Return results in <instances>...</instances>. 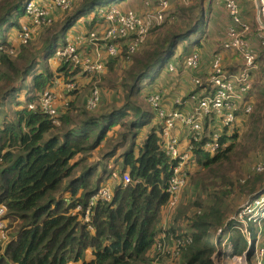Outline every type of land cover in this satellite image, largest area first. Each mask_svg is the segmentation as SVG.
<instances>
[{
  "label": "trees",
  "instance_id": "1",
  "mask_svg": "<svg viewBox=\"0 0 264 264\" xmlns=\"http://www.w3.org/2000/svg\"><path fill=\"white\" fill-rule=\"evenodd\" d=\"M26 1L0 0V26L10 24L13 15H24ZM115 1L117 5L107 6ZM133 4L138 5L139 0H75L71 10L62 12L61 19H56L41 32H45L47 40L39 57L45 60L56 49L64 47L67 44L66 30L78 18L99 8L137 7ZM67 13L70 14L64 16ZM173 14V22L151 29V38H147L132 55L127 54L121 40L112 41L118 45L119 54L106 64L112 74L116 67L120 68V61L124 63L120 86L113 85L108 78L103 79L107 82L103 86L95 85L94 80L97 79L91 80L80 89V93H72L74 101L68 105L58 125H53L47 115L26 109L15 111L14 121H2L0 208L3 212L0 221L4 225L0 229V264H151L153 247L160 232L161 212L169 199L166 188L174 162L163 150L162 140L157 134L160 130L158 124L152 125L143 139L139 136L141 141L137 143L139 130L152 120L153 112L146 99L161 89L169 88L173 81L167 72L169 64L175 65L179 71L178 64L182 59L201 50L207 42L208 21L204 17L202 0L176 9ZM15 26L20 31L21 25L15 23ZM254 28H257L255 23ZM254 31L250 32L254 34ZM1 43L4 47H12L6 41ZM261 45L259 41L257 51L253 49L259 70L249 94H264V47ZM221 49L220 46L214 53L219 54ZM35 57L26 46L15 59L0 52V103L13 96L17 83L18 90H21L30 77L32 82L23 93L24 101L31 102L44 92L51 74L40 61L42 72L31 75L33 70H37L34 69L38 64ZM65 67L71 68L69 63L64 64ZM233 68L237 66L229 69L232 71ZM75 74L76 71L72 75ZM97 86L99 93L104 87L120 90L121 105L106 106L108 108L101 109L99 113L87 111L84 103ZM165 98L173 102L174 90L170 89ZM243 100L252 108L251 113L245 116L250 146L264 153V97L259 105V98L250 100L246 96ZM14 102L18 107L17 99ZM173 107L179 108L177 104ZM81 110L87 113H82V120L76 119L77 112ZM240 114L242 112L237 111L236 116ZM116 126L125 130L119 144L102 155L100 163L96 161L86 165L83 161L91 152L114 138L117 133L112 130ZM229 130L223 129L221 143H225ZM232 130L231 136L234 134L236 139L239 129ZM110 131L112 135L108 136ZM122 144L126 149L122 148L124 151L119 156L121 172H118L117 184L112 189L113 196L109 202H97L85 222L84 214L90 199L112 177L105 158L112 156ZM201 144H195L193 153L196 164L206 168L234 149L233 143L224 153L209 156L200 150ZM124 172L131 178L127 185L120 180ZM253 175L256 183H263L264 172L251 174L249 178ZM250 191L254 195L259 190L252 187ZM77 207L80 210L75 212ZM210 208L203 214L194 213L187 223L191 242L180 251L175 264H215L211 230L222 228L228 232L233 255L241 256L246 252L248 261L254 264L253 245L257 231L249 227L252 242L248 249L244 236L238 230H232V224L225 222L222 213Z\"/></svg>",
  "mask_w": 264,
  "mask_h": 264
},
{
  "label": "built area",
  "instance_id": "2",
  "mask_svg": "<svg viewBox=\"0 0 264 264\" xmlns=\"http://www.w3.org/2000/svg\"><path fill=\"white\" fill-rule=\"evenodd\" d=\"M172 0H152L146 1L143 8L146 9L142 14H138L132 10L122 11L117 7L99 8L94 13L96 16L95 23L102 26L100 30H91L88 34V42L95 47L100 45L106 46L108 57H117L119 48L117 44H113L114 40H121L128 55L134 54L138 48L146 41L151 29L161 26L163 23L173 20L169 14V8ZM187 3L188 0H180ZM221 3L226 12L230 26L225 32V41L221 44L223 51L232 52L240 58V67L235 73H229L225 70L222 63V54L212 53L210 71L205 78L193 77L190 93L183 99L175 101L179 107H186L189 111L183 113L177 110H165L163 107V99L161 92L151 94L147 97L148 107L154 112L156 119L162 123L161 137L164 143V152L171 161L174 162L172 167V175L169 179L166 193L169 196L168 202L164 206L166 212L163 222L160 226V232L155 240L153 252L158 255L171 253L178 258L180 251L185 245L191 242L189 230L183 231L181 239H174L173 250L169 251L164 244L170 241L169 223L167 222L168 213L176 202L178 196L187 184V179L191 175V168L196 164L195 155L193 153L195 144L202 143L200 150L209 156L216 155L225 151L228 146L221 143L223 129H234L236 125L237 111L241 110L244 115L251 112V104L244 101L252 88L251 73L258 69L256 64L257 55L250 48L249 25L242 18L239 10L238 0H215ZM260 4L258 6L256 24L259 32L264 30V0H256ZM154 5L153 11L150 9ZM73 7L72 0H28L24 3V15L29 19V24L18 34L20 45H29L35 42L39 32L49 27L54 22L55 11H69ZM248 35L247 39L246 36ZM258 40L264 46V37L259 36ZM6 49L10 50V54H19L14 47H0V52L9 55ZM10 56V55H9ZM14 57V56H11ZM14 57V58H15ZM54 57L60 62L69 63L74 70L79 69L81 73L96 77L105 71V63L103 61L92 62L88 58L79 56L74 45L67 44L58 48L54 52ZM201 63V56L198 52H192L184 58V67L187 70H196ZM168 72H174L175 66L169 65ZM264 84V79H263ZM199 91H196L197 89ZM54 99L52 93L44 91L38 95L34 103L28 104L26 110L39 111L49 117L53 125H58L62 113L54 107ZM100 100L99 91L95 88L88 95L84 107L87 111H94ZM212 117L218 119V128H214L210 133L205 131L204 123ZM176 123L183 125L189 133V148L180 152L177 149V140L170 136L171 129ZM264 168L258 165L255 172H262ZM121 183L127 185L131 183V178L127 172L121 174ZM113 196V190L105 185L90 199L86 212L84 214L85 222L91 209L97 202H109ZM80 207L75 209L79 211ZM3 209L0 208V215ZM197 214H200L197 212ZM264 222V181L258 192L249 198V201L241 207V210L229 218L228 222L232 224V230L236 229L246 239L248 249L252 242V236L249 227L253 224L259 225ZM0 221V229L3 228ZM250 225V226H248ZM258 230L261 229L258 227ZM245 232V233H243ZM228 232L223 228L216 231V235L224 239L223 247L226 248V259L245 260L246 252L241 256L233 255L230 243L228 242ZM259 234V235H258ZM260 239L259 245L256 247L254 255V264H264V235L256 232L255 238ZM257 238L255 239V241Z\"/></svg>",
  "mask_w": 264,
  "mask_h": 264
},
{
  "label": "rangeland",
  "instance_id": "3",
  "mask_svg": "<svg viewBox=\"0 0 264 264\" xmlns=\"http://www.w3.org/2000/svg\"><path fill=\"white\" fill-rule=\"evenodd\" d=\"M198 1H200V0H188L187 3H183L180 0H172L168 12H169V14H171L170 16H172L173 20H174V16H173L174 14L173 13L176 11V9H180L182 7H189V6L193 5V3H196ZM206 2L207 1L202 0V6H203V3L205 6ZM238 2H239V10H240V0H238ZM117 3L118 2L115 1V2H112L110 4H107V6L117 5ZM247 3H250V2H243V4L241 6H242L243 15H246V17H252V19L254 18L253 21H247L246 20V22L249 25L250 31H252L253 29H255L254 28V21L256 19L255 18V12L254 11L250 12V7H252L251 4H249L250 7H247V8L245 6H243ZM218 6H221V4H219ZM122 7H126V6H122ZM222 8H223V6H222ZM23 9H24V6H23ZM223 10H224V8H223ZM251 10H253V7ZM62 12H66V11H60V13H62ZM240 13H241V10H240ZM68 14H70V13L64 14V16H67ZM224 17H225V20L227 18V22H228V24L226 25V28H229L230 20H229L225 11H224ZM22 19H23V13H21V14L19 13L18 15H13L11 17L9 23L12 25L7 24V25L0 26V47L3 46L1 42L8 41L10 39V37L12 36V34L15 35L16 32H18V34H19L20 31H16L17 29L15 26V23H17V25H20V20H22ZM244 19H247V18H244ZM173 20L166 22V23H171V22H173ZM206 21H208L209 26H210L208 28V30L206 31L207 32L206 39L209 40L210 42H212L213 45L218 44V45H216L215 48H213L214 51H217L218 48H220L219 44L221 43V40L223 37L222 33L225 30V24H223V22L221 23L220 20L218 18H216L215 14H213V17L208 15V19ZM22 24H23V22H22ZM77 25H78V23L77 24L74 23L73 25L69 26V28L66 30V36L74 34L77 37H79V35H81V30H78L76 28ZM26 26L27 25H25V27ZM81 29H82V27H81ZM84 31H85V29L83 30V32ZM256 32L257 31H254V34H256ZM44 34H45V32L40 34V37L38 38V40L31 43V45H32L31 47H29V45H27V46L22 45V46H26V47L30 48V53L32 52L37 57L38 63L40 61L39 55H42V49L45 48V40H47V36H44ZM19 37H17V38L20 39ZM247 37H248V35L246 36V39H247ZM149 38H151V35L148 37V39ZM212 38L214 40H212ZM215 40H216V42H215ZM60 42L61 41L58 40V43H60ZM202 42L204 43V39H202ZM248 42H249V40H248ZM22 48H19V50H21ZM205 51H208L207 44H205ZM6 52L10 56L15 57V54H10L9 49H6ZM197 52L200 54V56L203 55L205 62L208 63V60H210L211 55H212V53H211L212 49L210 50V52H202V49L200 51H197ZM223 52L224 51H222V49H221L220 53L223 54ZM235 56L237 58H239L237 54H235ZM14 57H11V59H15ZM42 63H43V59H41V64ZM239 63H241L240 58H239ZM207 66H208V64H207ZM119 67L120 68L116 67L114 73H112V74H110L107 71L102 76L93 77L92 80L97 79V80H94L95 85L101 84V86H103V83L107 84V82H103V79H105V78H108L113 85H116V86L119 85L120 80L122 78V74L124 72L123 71L124 63L120 62ZM238 68H239V66H238ZM37 72H38V69L33 70L31 75H33L34 73H37ZM205 75L206 74H195L193 76L204 78ZM30 85H31L30 83L25 82L21 90H16L13 93L12 97H10V98H8V99H6L0 103V129L2 128V123H3L2 121H5V120L14 121V119H15L14 108L16 106L15 102H14L15 99H17L19 108L24 107L25 104H24L23 92H25L27 90V88L30 87ZM183 86L186 89L185 84ZM96 89L98 90V86L96 87ZM99 94H100L99 103L96 106L95 110L92 111L91 113H96V112L99 113L101 111V109L108 108L106 106L119 107L121 105L122 96H121L120 90H118V89L113 90V88L104 87L103 91L100 92ZM251 96H252V98H259L260 99V100H258V105H259L260 101L263 100L264 94L260 95V92L259 93L255 92V94H253ZM82 113H87V112H84L83 110L78 111L77 115H76V113L74 114L77 116L76 119L79 118L80 120H82L84 118ZM263 114H264V111H263ZM247 115H245V116H247ZM245 116L244 115L240 116L241 122H246ZM240 124H242V123H240ZM235 126H237V125H235ZM240 127L244 128V129L238 132L237 138L236 139L233 138L234 134L230 138L231 142L229 143V146L234 143V149L232 151H229L228 153H226L224 155V157L220 158L219 162H217L213 166H210L209 168H206V167H203L201 165L196 164L195 170L191 173V175L187 179V184H186L185 188L183 189V191L178 196L176 202L174 203V205L172 206V208L170 210H168V208H167V213H168L167 222L169 223V232L171 235L169 236L170 241L166 242L164 244V246L169 251L173 250L174 239H181L182 238L181 237L182 232L183 231L188 232L187 223H189V221H190L191 217L194 215V213L199 212L200 214L201 213L203 214L207 211L208 208L211 207L210 209H212L213 211H215L219 214L222 213L223 217L225 218V222H228L229 218L234 216L236 214V212L240 211L241 207L249 201V198L253 195L251 193L250 189L252 187H254L256 190H260L262 183L261 184L256 183L255 176L253 175L254 177L251 176L249 178V175L257 173V172H255V168L258 165H260L261 167L264 168V153L260 149L255 150V148L253 146L252 147L250 146L251 141L248 137L249 131L246 129L247 127L243 124L241 126H239V128ZM113 131H115L117 133L114 136V138L109 139L106 142H103L101 147H99L94 152H91V155L89 157H86L85 160L83 161V162H86L85 163L86 165H92L96 161H99V163H100L101 162V156L104 155L105 153L111 151L112 148L114 147V145L119 144V141L121 140V134L124 133L125 130H122V129L117 130V127H115L113 129ZM109 135H112V131L108 133V136ZM118 147L120 148L119 149L120 151L118 150L117 153L115 151L116 155L123 153V151L126 149L123 144L119 145ZM260 147L261 146H259L258 148H260ZM77 158H76V160H78ZM114 160L115 159H113L110 162V160H107L105 158V161L107 162L108 170H111L113 173V177H111L108 180L111 182V184L114 183V176L116 175V177L118 178V175H119L118 172H121V168H120L119 163L117 161H114ZM262 172H264V171H262ZM262 172H258V173H262ZM247 178H249L248 179L249 181L247 180ZM223 186H226V187L223 188ZM227 186H230V187H227ZM165 214H166V212L163 209L161 212V216H160V222L158 224L159 230H160V226L163 222ZM248 226H250V225H248ZM252 227L257 232H260V235H264V222L263 221L259 225L253 224ZM258 227L261 229V231L258 230ZM243 233H245V232H243ZM256 238H257V240L254 242V245H253V251L254 252H255L256 247L260 243V239L258 237H256ZM211 242L215 248V252H214V255L212 257L213 262L215 264H250L246 255H245V260H241V261L232 260L231 258L226 259V257L224 256V252H225L226 248L222 246L225 241H224V239H222L216 235V231H214V229L211 230ZM173 256L174 255L171 253H169V254L165 253L163 255H158V256L154 253L153 260H152L151 264H175V262L178 258L173 257Z\"/></svg>",
  "mask_w": 264,
  "mask_h": 264
},
{
  "label": "crops",
  "instance_id": "4",
  "mask_svg": "<svg viewBox=\"0 0 264 264\" xmlns=\"http://www.w3.org/2000/svg\"><path fill=\"white\" fill-rule=\"evenodd\" d=\"M72 1H73V4H74L75 0H72ZM146 1L149 2V1H152V0H139V4L138 5L133 4V5L137 6V7H134V6L121 7L122 5L119 6V7L117 6V7L119 9H121L122 11L129 10L130 8H132V11H134V12H136L138 14H142L143 12L146 11V9L143 8V5H144V3ZM205 1H207L205 6H204V3H203L205 20L208 19V15L213 17V14H215L216 18H218L221 23L223 22V24H225V30L222 33L223 37H222L221 43L219 44L221 46V44L225 41V32L227 30L226 25L228 24L227 18L225 20L224 10L222 8V5L218 6L221 3H216L215 0H205ZM243 2H250V3H247V4L243 5L246 8L250 7L249 4L252 5L253 10H251L252 7H250V12H253V11L255 12V18L256 19H255L254 23L256 24V20H257V5L260 6V4L256 0H240V10H241V13H242L241 15H242L243 19L247 18V19H244V20H247V21H253L254 18L252 19V17H246V15H243L242 6H241L243 4ZM153 8H154V5H151L150 9H152V11H153ZM61 16H62V14L60 13L59 10L55 11V13H54V21L56 19H61ZM95 21H96V16L94 17V13H91V14L86 15L84 17H80L74 23H76V24L78 23L76 28L78 30H81V35H79V37H77L74 34L67 35V36L65 34V36H66L67 44L75 45L79 56H81L82 58H88L92 62L103 61L105 63V66H106L105 67V71L102 72L101 74H99L98 75V77H99V76L104 75V73H106L108 71V67H107L106 63L111 57H108V55L106 53V46L105 45H100V46L95 47L93 45H90L89 42H88V34H89V32L91 30H94V29L100 30L102 28V26L97 25L95 23ZM22 22H23V24H22ZM28 24H29V19L27 17H25V15H23V19L20 20V25H21L20 31L25 28V25L28 26ZM87 26H89V28H87ZM81 27H82V29H81ZM209 27H210L209 23H207V30H208ZM258 28H259V26L257 28H255V30L257 31L256 34H253V33L250 32V35H249V38H248V40L250 42L249 43L250 48L252 50L254 49L256 51H257L258 46H259V41H258L257 38L259 36H264V33L263 32H259ZM84 29H85V31L83 32ZM41 32H39V34L37 35L35 41L38 40V38L40 37ZM17 37H18V32H16L15 35L12 34L10 39L8 41H6V42L9 43L10 46H12L15 49H17L19 51V53H21V50H19V48H22L23 46L20 45L19 39ZM212 40H214V39L212 38ZM215 42H216V40H215ZM205 44H207V46H208V51H205ZM205 44L202 45L203 46L202 52H210V50L212 49L211 53H214L213 48H215L216 45H218V44H214L213 45V43L210 42L209 40H207V42ZM197 51H200V49L197 50ZM197 51H194V52H197ZM54 52L51 55L47 56L45 58V60L43 59V66L45 65V68L51 74V77H50V80H49V85L44 89V91L47 90V91H49L50 93H52L54 95V97H55V99H54V107L57 109V111H59L60 113L64 114L66 112L67 108H69L68 105L71 102L74 101V96L72 95V93L75 92V91L80 93V89L83 88L86 84H88L89 81L93 79V77H89V76L81 73V71L79 69L74 70L71 65H70L71 66L70 69H68L66 67L64 68V63L60 62L57 58L54 57ZM177 52H179V51H177ZM226 54L229 55V56H225ZM233 56H235V53L227 52V51H224L223 54H222L223 66H224L225 70L226 69L228 70L229 73H235L239 69L238 66L240 67L239 58H237L236 56L235 57H233ZM112 58H115V57H112ZM40 61H39V63H40ZM36 62H37V58H36ZM120 62H122V61H120ZM38 64H37V66H34V69H38V73H40V72H42V67L43 66L40 65V64L38 65ZM207 64H208V66H207ZM210 64H211V58H210V60H208V63H207V62H205V60L203 58V55H202L201 56L200 66L196 70H192V71L191 70L190 71L187 70L184 67V58L178 64V67H180V69H179L180 72L178 71V68L175 65H174L175 66V71L174 72L170 73L167 70V72L171 76L170 80H173V81H172V83H170L169 88H167L166 90L165 89H161L159 91L162 94L164 109L165 110H177V111H181L183 113L188 112L189 110L186 107L174 108L173 104H175L176 100L183 99L184 97H186L190 93L191 87H192L191 80L194 77L193 75L195 73L206 74L204 76V78L206 76H208V73L210 71ZM169 65H171V64H169ZM235 65L237 66V68L236 69L233 68L234 70L231 71L229 68L235 67ZM258 70H259V67H258V69L256 71L251 73L252 81H253V79L257 78ZM75 71H76V74L73 76L72 74H74ZM31 78L32 77L27 78L26 82L31 84V82H32ZM184 84H185L186 89L183 86ZM16 87H17V90H18L19 83H17ZM170 89L174 90V99H173V102H171V103H170V100L168 98L164 99V97L168 94ZM102 91H103V89H102ZM254 93L255 92H253L252 94H248L247 95V96H249L250 100L253 99L251 95H253ZM37 98H38V95H36L35 98L31 102H25L24 101L25 105H24L23 108H19V105H18V107L15 106L14 112L26 109L27 105L31 104V103H34ZM238 112H242V111L239 110ZM241 115H244V114L242 113V114L239 115V117H237V121H236L237 122L236 123L237 126H235L234 128L238 129L239 126H241L242 124L247 127L245 122H241V120H240V116ZM217 123H218V119L215 118V117H212L210 120H206L205 123H204L205 131L210 133V131H212L214 128H218V124ZM240 123H242V124H240ZM157 124L160 126V130L157 132V134L161 137L162 136L161 135L162 123L159 122L156 119V117L154 115V112H153L152 113L151 122L148 125L143 126L139 130L137 143H139L141 141V139L144 138V135L152 127V125H157ZM116 127H117V130H119V126H116ZM239 129H240L239 131H241L244 128L240 127ZM233 131L234 130H231V129L228 132L226 131L227 134H226L225 144L228 145L231 142V139H229L228 137L231 136ZM139 136L141 137V139H140ZM170 136L174 137L177 140V149L180 152H183L187 148H189V144H190V142H189V133H188V130L183 125H181L179 123H176L175 126L170 131ZM161 140H162V138H161ZM162 146H163V150H164L163 140H162ZM117 152H118V150L116 151V153ZM116 153L114 155L110 156L109 158H107V160H110V162H111L113 159H115L114 161H117L119 163V165H120L121 164V159L119 158V156H120L121 153L118 154V155H116ZM116 156H118V157L116 158ZM105 163L107 164L106 161H105ZM195 165L192 166L191 172H193L195 170ZM107 170H108V166H107ZM108 171H111V170H108ZM112 177H113V173H112ZM117 181H118V178L115 175L114 176V183L111 184V182L108 181L105 185H107L111 189H113L114 185L117 184Z\"/></svg>",
  "mask_w": 264,
  "mask_h": 264
},
{
  "label": "water",
  "instance_id": "5",
  "mask_svg": "<svg viewBox=\"0 0 264 264\" xmlns=\"http://www.w3.org/2000/svg\"><path fill=\"white\" fill-rule=\"evenodd\" d=\"M258 2V1H257ZM257 12H258V5H257Z\"/></svg>",
  "mask_w": 264,
  "mask_h": 264
}]
</instances>
